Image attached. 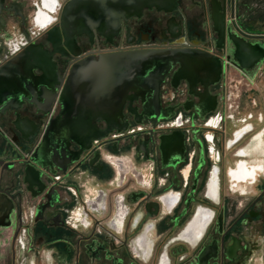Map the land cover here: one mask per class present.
I'll list each match as a JSON object with an SVG mask.
<instances>
[{
  "label": "flooded vegetation",
  "instance_id": "obj_1",
  "mask_svg": "<svg viewBox=\"0 0 264 264\" xmlns=\"http://www.w3.org/2000/svg\"><path fill=\"white\" fill-rule=\"evenodd\" d=\"M67 1L0 6V66L36 54L24 92L0 95V264H148L136 236H155V264H201L204 247L207 264H262L264 168L230 170L264 164V0L144 7L109 35L65 33ZM137 48L179 54L156 91L52 130L76 63ZM198 207L211 211L201 238H179Z\"/></svg>",
  "mask_w": 264,
  "mask_h": 264
},
{
  "label": "water",
  "instance_id": "obj_2",
  "mask_svg": "<svg viewBox=\"0 0 264 264\" xmlns=\"http://www.w3.org/2000/svg\"><path fill=\"white\" fill-rule=\"evenodd\" d=\"M175 5L176 0H69L62 9L60 24L64 32L70 35L90 33L93 29L109 35L120 29L123 20L139 16L144 7L155 6L169 10ZM31 55L36 54L21 52L0 66V95L5 91L24 92L32 72V66L28 63ZM178 56L173 50L137 48L86 57L76 63L68 74L67 90L64 98H61L64 108L52 123V130L65 124L69 129L71 124L66 121L71 120L72 114L88 116L91 122L107 114L117 115L120 106V102H116L118 97L130 89L137 92L156 91L159 81ZM107 104L118 106L114 110L102 107ZM82 128H90L89 123ZM100 248L104 257H111L106 247ZM212 257L204 247L196 259L198 263L207 264ZM117 258L121 264L122 257H113Z\"/></svg>",
  "mask_w": 264,
  "mask_h": 264
},
{
  "label": "crops",
  "instance_id": "obj_3",
  "mask_svg": "<svg viewBox=\"0 0 264 264\" xmlns=\"http://www.w3.org/2000/svg\"><path fill=\"white\" fill-rule=\"evenodd\" d=\"M244 161L246 163V167L244 168V172L246 173V179L241 181H252V176L254 173H256L258 170H262L264 167V164L262 163L263 159H258L252 162H248L244 159H241L238 161V165L236 168L230 170V175L233 179L239 180V164L240 162ZM209 194L213 195L214 190H209ZM211 215V211L207 208L198 207L196 211L192 214V217L190 220L184 225L182 232L179 234V238L187 239L192 242H196L201 238L202 231L204 230V227L209 222V217ZM155 236H136L134 248H136V251H140L144 253V257L148 258V264H155V255L149 254L150 252V244L153 242ZM141 238H146L145 243L141 241ZM178 246L182 245L180 240H178ZM141 253V254H143ZM152 257H151V256ZM150 256V257H149Z\"/></svg>",
  "mask_w": 264,
  "mask_h": 264
},
{
  "label": "rangeland",
  "instance_id": "obj_4",
  "mask_svg": "<svg viewBox=\"0 0 264 264\" xmlns=\"http://www.w3.org/2000/svg\"><path fill=\"white\" fill-rule=\"evenodd\" d=\"M262 264H264V258H263V260H262Z\"/></svg>",
  "mask_w": 264,
  "mask_h": 264
},
{
  "label": "built area",
  "instance_id": "obj_5",
  "mask_svg": "<svg viewBox=\"0 0 264 264\" xmlns=\"http://www.w3.org/2000/svg\"><path fill=\"white\" fill-rule=\"evenodd\" d=\"M160 264V263H159Z\"/></svg>",
  "mask_w": 264,
  "mask_h": 264
}]
</instances>
